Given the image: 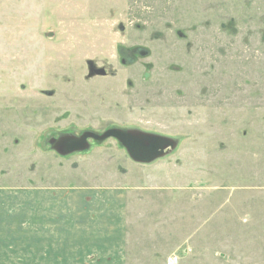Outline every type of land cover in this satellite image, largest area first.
<instances>
[{"label": "rangeland", "instance_id": "obj_1", "mask_svg": "<svg viewBox=\"0 0 264 264\" xmlns=\"http://www.w3.org/2000/svg\"><path fill=\"white\" fill-rule=\"evenodd\" d=\"M112 177L122 264H264V0H0V187Z\"/></svg>", "mask_w": 264, "mask_h": 264}, {"label": "crops", "instance_id": "obj_2", "mask_svg": "<svg viewBox=\"0 0 264 264\" xmlns=\"http://www.w3.org/2000/svg\"><path fill=\"white\" fill-rule=\"evenodd\" d=\"M36 180L0 187V264H122L129 187Z\"/></svg>", "mask_w": 264, "mask_h": 264}, {"label": "water", "instance_id": "obj_3", "mask_svg": "<svg viewBox=\"0 0 264 264\" xmlns=\"http://www.w3.org/2000/svg\"><path fill=\"white\" fill-rule=\"evenodd\" d=\"M96 73L102 75L104 71L98 70ZM108 137H115L124 146L129 156L139 162H149L162 156L163 150L172 145L171 142H168L166 139L162 140L159 136L138 137L135 134L123 133L118 130H109L98 138L105 139ZM76 148L78 149V147L74 149Z\"/></svg>", "mask_w": 264, "mask_h": 264}, {"label": "flooded vegetation", "instance_id": "obj_4", "mask_svg": "<svg viewBox=\"0 0 264 264\" xmlns=\"http://www.w3.org/2000/svg\"><path fill=\"white\" fill-rule=\"evenodd\" d=\"M124 133V132H123ZM90 133H87L86 135H85V137H83V138H81V139H78V140H69V139H66V140H63V139H61L60 140V142H58L59 143V145H58V147H60L61 148V150H70V149H74L75 147H78V148H81V147H84L85 146V141L90 137V138H92V137H96V136H93V135H91ZM146 137H148V136H146ZM56 139H54V138H51L50 140H49V143L50 144H55L56 143V141H55ZM162 140H164V138H162ZM167 140V139H166ZM168 142H170L169 140H168ZM148 151H150V150H148ZM148 151H147V153H148Z\"/></svg>", "mask_w": 264, "mask_h": 264}, {"label": "built area", "instance_id": "obj_5", "mask_svg": "<svg viewBox=\"0 0 264 264\" xmlns=\"http://www.w3.org/2000/svg\"><path fill=\"white\" fill-rule=\"evenodd\" d=\"M174 260H175V258H174Z\"/></svg>", "mask_w": 264, "mask_h": 264}]
</instances>
